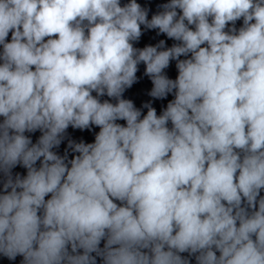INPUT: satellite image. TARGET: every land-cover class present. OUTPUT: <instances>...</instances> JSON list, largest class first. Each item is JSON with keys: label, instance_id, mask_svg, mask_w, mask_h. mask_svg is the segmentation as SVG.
Wrapping results in <instances>:
<instances>
[{"label": "clouds", "instance_id": "9594fccd", "mask_svg": "<svg viewBox=\"0 0 264 264\" xmlns=\"http://www.w3.org/2000/svg\"><path fill=\"white\" fill-rule=\"evenodd\" d=\"M159 7L149 20L137 0H0V255L264 264V0ZM142 25L178 43L134 47ZM141 63L148 94L175 97L160 115L123 98ZM70 126L100 130L69 140V160L53 149Z\"/></svg>", "mask_w": 264, "mask_h": 264}]
</instances>
